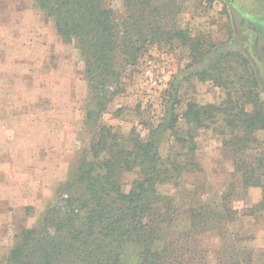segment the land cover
<instances>
[{"label":"rangeland","instance_id":"obj_1","mask_svg":"<svg viewBox=\"0 0 264 264\" xmlns=\"http://www.w3.org/2000/svg\"><path fill=\"white\" fill-rule=\"evenodd\" d=\"M170 1L173 9L168 14L162 11L166 18L162 26L170 19L167 24L218 46L203 63L191 67L188 49L180 41L169 44L161 32L160 40L137 65L127 67L120 93L100 118V125L121 137L134 132L146 139L152 125L170 116L173 101L181 117L188 102L220 106L229 94H241L239 84L224 87L194 75L229 50L250 60L260 81L253 90L264 102V52L255 59L254 31L229 0ZM235 1L247 14L264 18V0ZM112 2L123 11L120 0ZM95 105L80 49L63 42L54 19L35 0H0V264H5L20 230L40 225L58 200L60 188L75 177L96 130L87 119ZM252 106L249 103L244 110L251 112ZM223 120L221 115L206 120V128L198 131L194 156L200 172L180 178L179 185H160L158 190L173 197L178 213H183L201 203L214 210L220 198L234 189L225 208L232 212L224 225H219L222 217L211 213V229L200 235L207 264H264V190L242 188L224 143L230 140V131ZM177 127H184L183 120ZM257 138L258 144L247 152L255 158L264 152V132ZM161 140L162 157H192V153L185 155L170 132ZM134 180L135 174H124L125 192ZM122 264H141L139 249L127 246Z\"/></svg>","mask_w":264,"mask_h":264},{"label":"trees","instance_id":"obj_2","mask_svg":"<svg viewBox=\"0 0 264 264\" xmlns=\"http://www.w3.org/2000/svg\"><path fill=\"white\" fill-rule=\"evenodd\" d=\"M112 1L35 0L54 19L63 42L75 43L80 49L96 102L87 119L96 130L75 177L60 188L58 200L40 225L23 228L15 236L5 264H122L129 245L139 249L141 264H207L200 237L211 229V213L222 217L220 226L229 218L232 211L225 208L234 189L220 198L214 210L195 203L199 205L178 213L176 200L163 196L158 187L179 185L180 178L200 172L194 156L196 136L206 128V120L220 115L230 131V140L224 143L242 188L264 190V152L257 158L247 154L259 142L257 133L264 130V102L253 90L259 81L241 52H222L194 74L200 81L219 86H241V94H229L220 106L188 102L180 117L172 100L175 106L170 116L152 125L146 139L134 132L121 137L99 124L108 104L121 91L127 67L137 65L160 40L161 32L169 44L180 41L188 49L191 67L203 63L218 46L201 35L193 38L176 24H167L170 19L162 26L166 19L162 11L168 14L173 9L170 0H120L123 11H117ZM249 103L254 110L246 112ZM180 120L184 127L178 128ZM167 132L186 150L185 155L192 153V157H162L161 139ZM126 173L135 174L128 192L122 183ZM179 216L183 217L178 220ZM180 224L183 226L177 232Z\"/></svg>","mask_w":264,"mask_h":264},{"label":"water","instance_id":"obj_3","mask_svg":"<svg viewBox=\"0 0 264 264\" xmlns=\"http://www.w3.org/2000/svg\"><path fill=\"white\" fill-rule=\"evenodd\" d=\"M232 7L239 12L242 18L246 19L250 27H256L259 29L260 33L264 37V19L257 18L255 16H251L247 14L237 3L235 0H229Z\"/></svg>","mask_w":264,"mask_h":264},{"label":"flooded vegetation","instance_id":"obj_4","mask_svg":"<svg viewBox=\"0 0 264 264\" xmlns=\"http://www.w3.org/2000/svg\"><path fill=\"white\" fill-rule=\"evenodd\" d=\"M257 18H260V19H264V18H261V17H258V16H255ZM254 31V43H253V47H254V51H255V59L256 60H259V53L260 52H264V46H261V43H263L264 45V37L263 35L260 33L259 29L256 28V27H251Z\"/></svg>","mask_w":264,"mask_h":264},{"label":"crops","instance_id":"obj_5","mask_svg":"<svg viewBox=\"0 0 264 264\" xmlns=\"http://www.w3.org/2000/svg\"><path fill=\"white\" fill-rule=\"evenodd\" d=\"M259 84H260V81H259ZM261 132H264V130L259 131V132L257 133V137H258V135H259Z\"/></svg>","mask_w":264,"mask_h":264}]
</instances>
